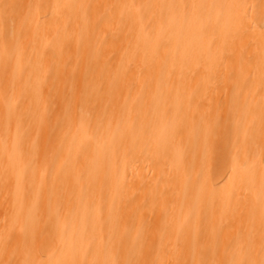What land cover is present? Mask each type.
I'll use <instances>...</instances> for the list:
<instances>
[{
	"label": "bare ground",
	"instance_id": "obj_1",
	"mask_svg": "<svg viewBox=\"0 0 264 264\" xmlns=\"http://www.w3.org/2000/svg\"><path fill=\"white\" fill-rule=\"evenodd\" d=\"M166 1L168 16L151 9L147 29L131 0H0V264H264L263 0H222L212 11L209 0ZM87 12L102 18L108 39L117 36L104 54L114 46L128 55L113 75L110 58L83 60L94 35ZM5 29L17 36L6 40ZM107 88L113 106L93 118ZM127 94L120 113L115 106ZM166 111L173 134L159 139ZM242 114L240 132H222ZM91 127L110 140L102 149L113 158L101 159ZM53 165L62 179L48 186ZM198 171L202 183L184 197L182 185ZM202 198L213 211L202 209ZM184 207L191 218H181ZM135 233L144 235L138 243Z\"/></svg>",
	"mask_w": 264,
	"mask_h": 264
},
{
	"label": "rangeland",
	"instance_id": "obj_2",
	"mask_svg": "<svg viewBox=\"0 0 264 264\" xmlns=\"http://www.w3.org/2000/svg\"><path fill=\"white\" fill-rule=\"evenodd\" d=\"M135 1V2H134ZM175 1V0H173ZM206 1V0H205ZM258 1H262V0H257ZM166 0H131V4L133 9L136 11V15L138 17V19L140 20V25L142 26H147L148 22L150 21V11L151 9L153 11H158V13L163 16L162 18H166L168 16L169 13H167L166 8H167V4H166ZM208 2H210L209 4V10L212 11L215 9V7L217 6V4L222 3V0H209ZM264 3V0L263 2ZM149 12V13H148ZM148 13V14H147ZM191 17V11L189 12V14L185 17V19L190 18ZM92 16L90 15L89 12H87L84 16L83 19H85L86 21H88L87 24V28H91L94 30V35L92 38H90V42L92 43V45H89V50H87L83 56V60L84 62H92V64L99 62L101 59L103 58H110L109 60V68L111 69L112 75L115 72H118V70L120 71V69L122 67H124V65H127V62L129 60L128 55H124L123 53L121 54H117L116 53V48L113 46L112 48H109V51L106 52L104 54V51L107 48V43L110 42L111 40H115L117 39V36L108 39V37H106L105 33L103 32L102 29H100L101 26V22H102V18H100V20L96 21V16H95V20L91 19ZM208 22V21H207ZM209 23V22H208ZM208 23H205L208 24ZM205 25L201 26L205 27ZM264 26V24L262 25ZM148 29V26H147ZM180 30H183L182 25H180ZM131 33L130 29L127 30H122L121 33H119L120 36H125V35H129ZM17 36V32L16 31H9L8 29L4 30L3 33V37H5L6 40H10L12 37H16ZM122 36V37H123ZM107 42V43H106ZM123 42V41H122ZM126 42V41H125ZM158 42H160V38H157L156 40H149L148 44L152 45V47L156 46L158 44ZM111 43V42H110ZM76 51L79 53L80 52V46L78 45L76 47ZM99 51V53L97 54V52ZM7 56H8V61L10 63H12L16 57H17V50L14 47H11L8 49L7 52ZM163 59V58H162ZM86 64V63H85ZM84 73H85V78H87L90 74V70L89 68H87V66L84 68ZM28 71H26L25 69L21 72V75L24 79H29V75L27 73ZM165 75V71L163 69V67L159 70V80L162 79V77H164ZM74 85L70 84V86L68 88L73 89ZM240 89H238V87H234V88H229L228 89V98H227V105L226 107L228 109L231 108V106L234 104V96H237V94L239 93ZM100 94H106L108 96V98L105 99H98L97 101L93 102V109L91 110V114H93V118H98V119H102V116L105 115V112L108 108V106H113V97H115V95L112 93L111 88H107L106 90L102 89L99 92ZM139 96V94H138ZM132 94H127L124 96V103L120 104L119 106H115L116 109L119 110L120 113L124 112L125 109L128 107L129 102H131L132 100ZM24 100L20 101V104L24 103ZM220 106V105H219ZM219 106H217V108H215L214 112L215 113H219L220 112V108ZM165 110H169L170 107L169 106H165ZM135 108V107H132ZM136 109H134L133 111L131 110V113H134ZM172 116V112L171 111H166L163 112L162 114V120L159 123V133H158V138L162 139L170 134H173V131L171 130V123L169 121L168 118H170ZM62 118V117H61ZM147 119H149V116L147 115L146 117ZM234 118H236L234 120ZM232 120H228L227 122L222 124V132L225 133H231L234 134L235 132L238 133L242 130L243 126H244V115H240V116H236L234 117ZM63 118L53 121L52 122V127L50 128V132L48 134V138L49 141H52L56 135V132L59 130L60 125H62L63 123ZM108 125L106 127H104L103 129H105V131L107 132V134L109 133V130L111 129V122L107 123ZM87 133L90 137V141L94 144V145H98L97 146V150H98V154L101 156V159L103 160H108L114 157V155L112 154V152H106L104 149H102V143H108V141H110L106 136H103V134L101 135L99 133V131L96 128H88ZM145 138L147 137L148 140H150L153 135L151 134L150 136V132H145ZM101 146V147H100ZM220 153H223L227 156L228 159H230V162H234L236 160V158H234V154L233 151H230L228 149H220L219 150ZM46 156L51 155L52 152H46ZM142 153L143 155L146 154V148L145 146H143L142 148ZM199 156L201 158H206L208 157L206 152H202L199 154ZM105 168V167H103ZM61 170V165H53L50 166L46 175H45V180H46V185L49 186V182L56 176H58L59 179L61 176H59V172ZM192 179H189L187 182H185L182 187H183V193H184V197L187 196V192L188 190L193 191L195 189H197L200 184L202 183V178H201V171H198L194 176L191 177ZM219 181V178H212V183H216ZM115 195V192H114ZM114 197V196H113ZM112 197V198H113ZM201 203H202V209L208 213L213 211L214 206L211 205L209 203V201L206 198H202L201 199ZM112 208V207H111ZM184 212H187V214H183L181 216L182 219H188L192 217L193 213H190V215L188 216V211H190V209L188 207H184L183 208ZM50 214V213H49ZM59 218V213H55V215L53 216V223L55 225H57V221ZM161 229V228H160ZM42 236H44L45 231H42ZM198 233L200 234V236H205L207 235L209 232L207 230H200L198 231ZM135 236V239L137 240L136 243H138L140 240H142L144 238V235L142 234H134L133 237ZM159 241H156L155 243L152 244V248H153V255H155L157 253V250L159 248ZM128 246H130V241L126 240V243L124 244V248H127ZM122 247V245H121ZM120 247V250L122 249Z\"/></svg>",
	"mask_w": 264,
	"mask_h": 264
}]
</instances>
